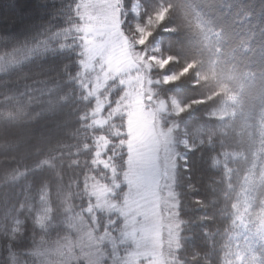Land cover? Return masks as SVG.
I'll return each instance as SVG.
<instances>
[{
	"label": "snow or ice",
	"instance_id": "snow-or-ice-1",
	"mask_svg": "<svg viewBox=\"0 0 264 264\" xmlns=\"http://www.w3.org/2000/svg\"><path fill=\"white\" fill-rule=\"evenodd\" d=\"M185 11L183 0L148 9L140 0H73L63 10L64 26L48 39L0 54V72L6 64L54 50L56 41L77 57L72 71L64 66L67 80L34 81L19 92L0 89V264H264V166L258 161L245 156L243 167H232L229 156L234 161L236 153L222 148L212 167L221 171L224 188L204 199L191 195L199 181L187 183L183 192L178 187L191 181L186 154L175 157L163 189L146 163L129 155L126 109L133 92L152 83L154 68L163 72L180 63L176 55H150L149 38L174 13L180 22L165 30L191 33ZM189 75L208 92L187 104L168 97L157 112L180 116L205 105L213 127L196 131L211 143L224 135L215 124L225 119L217 110L225 87L200 71L189 53L162 83ZM69 83L76 86L71 104L72 90H64ZM152 106L151 100L145 104ZM37 118L52 127L38 134L25 127ZM259 135L264 142V133ZM255 139L256 134L249 153ZM182 147L185 153L197 150L187 140ZM186 228L190 240L183 237Z\"/></svg>",
	"mask_w": 264,
	"mask_h": 264
},
{
	"label": "trees",
	"instance_id": "trees-1",
	"mask_svg": "<svg viewBox=\"0 0 264 264\" xmlns=\"http://www.w3.org/2000/svg\"><path fill=\"white\" fill-rule=\"evenodd\" d=\"M140 2L148 9L157 7L165 0ZM15 3L16 0H0V16L3 8H9ZM28 3L31 8L30 16L10 24L0 19V54L7 55L14 48L35 46L48 39L53 32L64 26L63 10H66L73 0H31ZM183 3L186 8L185 17L194 25L191 33L187 35L181 30L176 32L165 30L180 22L179 13H174L149 38L148 52L154 57L161 54L180 57V63L170 64L163 72L156 69L155 77L163 79L165 74L177 70L189 53V56L197 58L200 71L210 74L213 83L218 81L225 87L226 94L220 97L217 110L226 109L223 112L227 113L222 123L217 121L215 124L224 135L217 136L213 142L209 143L206 137L196 131L199 128L213 127L208 124L205 116L207 111L205 105L193 106L192 109L175 117L177 155L182 158L186 154L191 165V181L184 180L185 174L180 170L178 178L184 180V183L178 187L183 192L186 191L187 183L199 181L197 184L199 190L192 192L191 195L208 199L213 195L218 196L224 188L221 171L212 167L213 157L222 148L226 147L229 152L236 153L234 161L233 157L229 156V164L232 167H243L245 156H248L249 160L254 158L264 166L262 146L264 142L260 140L259 135L264 133V123L261 122V115L264 114V0H183ZM20 7L17 9L18 12H21ZM25 21H29L25 29L17 31L19 23ZM59 42H52L54 50L34 53L16 64H6L5 70L0 72V80L7 79L11 82L0 83V89L8 88L19 92L26 84H33L34 81L47 80L52 83L57 77L61 81L67 80L64 66L68 65L67 71H72L77 57L70 47L59 49L57 47ZM178 44L183 47L178 48ZM193 79L194 77L189 75L174 84L161 83L155 86V93L159 97L165 99L174 97L182 104H187L209 90L207 87L194 86ZM69 89L72 90L68 97L71 104L76 86L71 83L65 84V92ZM228 97H231V100L225 108L224 104ZM68 111L70 115H75L71 113V108ZM40 126L43 131L52 127L42 126L39 118L25 127L33 128L38 134L39 130H42L39 129ZM254 134H256L254 147L249 153L248 144ZM63 138L68 139L66 135H63ZM202 139L203 144L200 143ZM185 140L197 145V150L185 153V148L182 147ZM213 188L216 189L215 192ZM185 200L187 201V195ZM202 211L197 210L198 213ZM208 211L211 212L212 208ZM0 224L3 222L0 221ZM25 236H28L27 232ZM183 237L191 239L187 228Z\"/></svg>",
	"mask_w": 264,
	"mask_h": 264
},
{
	"label": "rangeland",
	"instance_id": "rangeland-1",
	"mask_svg": "<svg viewBox=\"0 0 264 264\" xmlns=\"http://www.w3.org/2000/svg\"><path fill=\"white\" fill-rule=\"evenodd\" d=\"M24 1L29 2L31 0H16L13 6L3 8L0 19L6 20L10 24L17 22L23 17L30 16L31 8L21 12L17 10ZM28 22L19 23L17 31L25 29ZM129 37L131 38L130 34ZM155 70L156 68L150 74L152 83L144 87L138 86L128 102L126 109L127 143L130 146L129 155H135L138 159L143 160L146 163L149 174L154 177L155 182L163 189L173 171L171 165L177 156V123L175 120L176 116L166 114V110L157 112V109L160 108V102L165 100V98L159 97L155 93V86L163 81L162 78L155 77ZM148 100L152 101L153 106L151 108L145 107ZM225 110L223 109L222 111ZM39 129H42L39 131H43L41 126ZM165 196L166 191H163L158 199L162 202Z\"/></svg>",
	"mask_w": 264,
	"mask_h": 264
},
{
	"label": "bare ground",
	"instance_id": "bare-ground-1",
	"mask_svg": "<svg viewBox=\"0 0 264 264\" xmlns=\"http://www.w3.org/2000/svg\"><path fill=\"white\" fill-rule=\"evenodd\" d=\"M29 3H28V1H24L23 3H22V7H20V11H25V10H27V9H29V6L30 5H28ZM24 18V17H23Z\"/></svg>",
	"mask_w": 264,
	"mask_h": 264
}]
</instances>
